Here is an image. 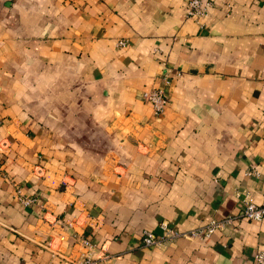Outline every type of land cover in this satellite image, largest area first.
<instances>
[{
  "label": "crops",
  "instance_id": "1",
  "mask_svg": "<svg viewBox=\"0 0 264 264\" xmlns=\"http://www.w3.org/2000/svg\"><path fill=\"white\" fill-rule=\"evenodd\" d=\"M188 1L0 0V264H63L47 244L75 257L82 237L102 264L264 249V221L242 216L248 196L264 205V0H213L201 20ZM164 220L224 224L145 246Z\"/></svg>",
  "mask_w": 264,
  "mask_h": 264
},
{
  "label": "built area",
  "instance_id": "2",
  "mask_svg": "<svg viewBox=\"0 0 264 264\" xmlns=\"http://www.w3.org/2000/svg\"><path fill=\"white\" fill-rule=\"evenodd\" d=\"M214 6L213 0H189L187 4L186 15L189 18L195 20H201L206 18ZM119 45H126L125 40H120ZM169 80H167V83ZM142 99L151 104L154 114L159 117L165 111L166 106L169 103V95L165 88H155L144 91L141 95ZM2 165L0 164V169ZM249 176H259L257 168H252L247 171ZM16 198L24 206H32L38 203V197L28 196L22 192L21 189H17ZM242 216L253 221H264V205L257 204L249 196L246 198L245 206L242 210ZM231 222L232 219L228 220ZM224 224L216 220L211 221L206 226L193 228L188 231H181L171 225L170 222L164 220L160 223L161 233L157 234L150 230H144L143 232V244L145 246H154L165 244L176 240L179 237H186L190 239H204L209 237L216 229L220 228ZM81 245V251L78 256H69L59 249L54 248L53 242L47 244L53 257L61 259L63 264H102L109 255L102 253V248L97 246L89 237H82L79 241ZM252 264H264V249L259 250L255 256Z\"/></svg>",
  "mask_w": 264,
  "mask_h": 264
}]
</instances>
